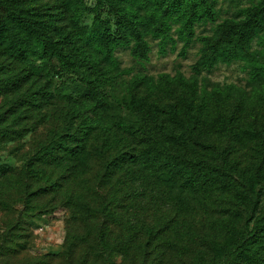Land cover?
<instances>
[{"label":"rangeland","instance_id":"obj_1","mask_svg":"<svg viewBox=\"0 0 264 264\" xmlns=\"http://www.w3.org/2000/svg\"><path fill=\"white\" fill-rule=\"evenodd\" d=\"M46 1L55 2L36 0L35 4ZM256 1L215 0V20L194 24L193 40L184 52H181L182 41L176 37L178 23L172 22L170 35L175 42L166 41L162 47L158 38L149 32L150 23L142 25L150 48L147 60L134 58L129 46L116 47L112 59L98 54L96 65L83 60L73 69H66L55 56H47L40 46L21 63L0 57V63L9 68L10 75V83L0 84V112L14 110L6 120L0 121V127L7 130L0 136V182L6 176L19 173L39 142L52 139L56 132H80L91 126L89 159L86 163L79 162L76 181L72 177L68 182L75 184L86 199L93 185L113 192V185L121 178L120 170H109L101 179L93 178L106 166L107 156L112 158L117 150H134L154 137L167 139L162 128L153 126L129 108L132 96H144L159 105V122L172 128L175 135L184 136L195 148L202 149V156L217 162L226 157L224 164L234 165L237 190L212 188L178 201L173 198L175 191L171 183L154 196L146 191L132 200L122 196L118 189L116 196L112 195L113 204L120 205V210L127 209L119 213L124 224H111V236L123 245L122 249L112 252L111 260L114 264L230 262L231 257H223L218 250L224 229L231 223L251 226L245 204L253 201L249 198L250 190L254 194L259 187H264V136L260 133L264 128V79H252L250 67L241 60L198 71L191 65L201 45L198 36L210 33L216 22L234 16L239 8ZM84 4L86 10L77 17V25L72 23L68 9L59 24L72 32L77 31L75 26H89L95 1L84 0ZM251 50L259 53L258 60L264 63V36L252 40ZM4 75L0 73V79ZM178 76L194 83L196 91L181 87L175 81ZM17 78L21 85L16 87L11 80ZM42 86L47 98H41L30 109L25 103L30 96L40 97ZM213 91L220 93L223 111L235 115L228 133L208 123L189 124L187 119L186 114H195L198 106L204 110L205 118L210 119L214 111ZM245 181L251 184L248 192L247 187L245 190L240 186ZM0 198L11 206L5 210L0 203V235L5 231L9 215L20 210L30 229L21 241L22 251L13 258L0 260V264H76L77 259L65 257L67 221L72 218L70 208L56 205L48 213H41V208H47L42 207L47 197H41L38 203L24 204V196L16 191L13 195L3 191ZM256 210V213L264 211V193ZM81 213L78 210L75 217L79 223L74 233L79 243L77 255L91 239L79 222ZM146 228H152L153 237L145 248V240L149 239Z\"/></svg>","mask_w":264,"mask_h":264},{"label":"trees","instance_id":"obj_2","mask_svg":"<svg viewBox=\"0 0 264 264\" xmlns=\"http://www.w3.org/2000/svg\"><path fill=\"white\" fill-rule=\"evenodd\" d=\"M35 1L0 0V57L21 63L36 46H40L47 56H55L66 69H73L83 60L96 65L99 55L112 59L116 47L129 46L134 58L147 60L150 48L142 25L150 23L149 32L158 38L162 47L166 41L175 42L170 35V27L172 22H177L176 37L182 41L181 52H184L193 40L194 24L203 20L214 21L216 17L213 8L215 0H94L91 24L87 27L75 26L77 31L72 32L64 29L59 21L64 19L65 9H68L72 23L77 25V17L86 10L84 0H55L54 4L48 1L35 4ZM259 35L264 36V0L239 8L234 16L216 22L210 33L198 36L201 45L191 67L198 71L211 69L219 63L230 64L241 60L250 67L252 79H264V63L258 60L261 55L251 50L252 40ZM8 72L9 68L1 62L0 73L7 76L0 79V84L10 83ZM11 81L16 87L21 85L20 78ZM175 81L189 92L196 91L195 84L181 76ZM40 90V97L30 96L25 103L30 109L36 107L41 98H47L44 86ZM219 95L218 91L211 94L214 111L209 120L205 118L202 107L198 106L195 114H186L189 124L208 123L228 133L235 115L223 111ZM129 108L153 126L162 128L167 139L154 137L135 151L117 150L112 158L107 156L106 166L93 178L101 179L109 170H120L121 178L113 185V192L100 186L94 188L93 185L88 189L86 199L75 184L68 182L72 177L76 181L79 162L86 163L89 159L92 148L88 134L91 133V126L80 132H56L52 139L39 142L19 173L6 176L0 182V188L5 186L0 193L5 191V194L13 195L15 191L20 192L24 196V204L38 203L41 197H47L42 206L47 208H41V213H48L56 205L71 209L72 218L67 221L65 257L77 259L76 264H114L112 252L122 249L123 245L111 236V224H124L119 213L127 209L120 210V205L113 204L115 199L112 195L115 197L118 189L122 196L132 200L146 191L154 196L164 185L171 183L175 191L173 198L178 201L212 188L237 190L234 165L224 164L226 157L218 162L206 159L202 156V149L195 148L184 136L175 135L172 128L162 125L159 122L161 109L156 101L132 96ZM7 111L0 112V121L6 120L14 110L9 108ZM6 131L0 127V136ZM260 133L264 136V128ZM247 183L240 184L241 189L246 190L247 187L246 192L251 187ZM263 193L264 187H259L254 194L250 190L249 198L251 196L253 201L245 204L250 227L248 224L235 226L231 223L224 229L218 250L225 255L223 257L230 256L232 262L223 264H264V211L256 213ZM0 203L5 210L11 208L2 198ZM78 210L82 212L79 222L85 226L84 233L91 239L77 255L79 243L74 233H77L79 225L75 218ZM133 213L130 216L133 217ZM22 214L20 210L13 216L9 215L5 231L0 235V260L13 258L23 249L21 241L30 229ZM146 230L149 239L145 240V248L153 237L152 228Z\"/></svg>","mask_w":264,"mask_h":264}]
</instances>
